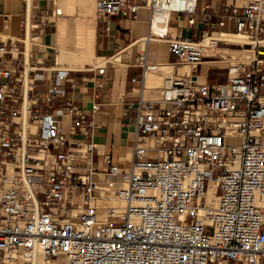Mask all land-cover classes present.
Listing matches in <instances>:
<instances>
[{
    "label": "built area",
    "instance_id": "2783aa9c",
    "mask_svg": "<svg viewBox=\"0 0 264 264\" xmlns=\"http://www.w3.org/2000/svg\"><path fill=\"white\" fill-rule=\"evenodd\" d=\"M141 7L150 10L151 29L167 13L154 34L175 61L141 54V74L132 77L139 95L128 103L135 114L127 168L111 152L96 166L92 140L70 141L64 122L70 131L91 124L56 83L34 91L39 68L30 53L60 10H37L33 21L24 18L21 36L0 41V264H264V0L224 3L234 32L248 38L231 44L249 58L228 63L215 83L199 81L194 67L210 56L203 40L224 19L212 22L202 7L201 35L167 37L171 17L194 22L197 0H95L107 22L134 19ZM168 64L172 72H164ZM186 65L190 71H181ZM149 70L165 79L150 88L153 97L144 95ZM54 71L56 78L69 72ZM104 85L101 78L97 87ZM211 182L217 201L206 204Z\"/></svg>",
    "mask_w": 264,
    "mask_h": 264
},
{
    "label": "crops",
    "instance_id": "0c3cea01",
    "mask_svg": "<svg viewBox=\"0 0 264 264\" xmlns=\"http://www.w3.org/2000/svg\"><path fill=\"white\" fill-rule=\"evenodd\" d=\"M247 1L197 0L194 22L189 23L187 15L171 17L167 37L190 36L192 32L201 35L207 29L200 20L202 7L211 14L212 22H217L220 17L224 19V25L212 29L214 32L237 34L228 12L223 11V5L235 3L241 6ZM39 9L47 12L58 9L60 12L51 16V23L43 28L40 43L30 53V61L39 68L33 73L35 93L42 95L49 84L56 83L65 95L88 113L91 124V131L87 130L88 124L83 130L70 131L67 122H64L63 127L70 141L92 140L97 146L94 156L96 166L102 165L104 152H111L114 160L127 168L131 158L135 114L128 103L136 101L139 95L140 83L132 81V77L138 78L141 74V54H145L148 62L175 61L167 41L152 33L150 10L141 7L134 19L116 15L109 17L107 22L96 16L95 0H0V41L21 36L24 18L33 21ZM247 40L246 36L243 41L219 42L214 50L226 57L196 65L194 72L198 80L207 83L225 80L226 76L224 79L216 76V70H226L228 64L225 61L236 59L234 53L242 49L226 46L225 51L220 52L219 45ZM226 52L233 54L228 57ZM98 66H105L104 74H98ZM55 68L68 69L67 77L56 78ZM101 78H104L105 85L100 89L97 82ZM152 87L157 86L146 88ZM144 95L153 97L156 92L152 90L147 95L145 91ZM96 180L106 194L102 174H97ZM110 203H113L112 199ZM100 204L106 205L101 200Z\"/></svg>",
    "mask_w": 264,
    "mask_h": 264
},
{
    "label": "bare ground",
    "instance_id": "6f19581e",
    "mask_svg": "<svg viewBox=\"0 0 264 264\" xmlns=\"http://www.w3.org/2000/svg\"><path fill=\"white\" fill-rule=\"evenodd\" d=\"M165 14H161L159 16L156 17V22L153 25V33H159L160 31H162L163 27H166L165 24ZM170 16V14L168 15ZM230 40H235V41H243L246 40V35L244 34H227L224 32H213L212 34H208L205 36L203 43L206 46L207 49V53L208 55L212 56V55H216L218 54V52H216L214 50V48L216 46H218L219 42L222 41H230ZM212 47V50L209 48ZM220 58H208L206 59L204 62L206 61H210V60H215V59H224L226 56L223 53H219ZM237 61L239 60H247L246 59H236ZM191 66H183L180 68L181 71H190ZM164 72H172L174 69V65L173 64H168L166 65V67L164 68ZM165 82L164 76L160 75L158 73H156L154 70H149L146 74V87H151V86H160ZM205 196H206V204H215L217 201V194L215 193V183L211 182L209 185L208 190L205 192ZM110 199L113 200L112 205L117 206L118 208H123L124 203L120 200H118L116 197H110ZM100 217L104 216V211L102 210L100 212ZM40 258V257H39Z\"/></svg>",
    "mask_w": 264,
    "mask_h": 264
},
{
    "label": "rangeland",
    "instance_id": "374dc122",
    "mask_svg": "<svg viewBox=\"0 0 264 264\" xmlns=\"http://www.w3.org/2000/svg\"><path fill=\"white\" fill-rule=\"evenodd\" d=\"M226 46H229V47H231V48L241 49L239 46H237V45H233V44H229V45H226V44H220V45H219V51H220V52L225 51L224 48H225ZM210 49L212 50V47L209 48V50H210ZM226 53H227V56H228V57H229V56H232L231 54H233V53H231V52H226ZM234 56L236 57V59H237V58L239 59V57L245 58V57L247 56V60H248V58H249V52H248V51H245V50L238 51V52H235V53H234ZM208 58H220V55H219V53H218V54H216V55L206 56V59H208ZM206 59H205V60H206ZM236 59H233L232 61H231V60H226V61H225V64L237 62ZM216 76L220 77L221 79H224V77L226 76V70H225V68L217 69V70H216ZM152 90H154V91L156 92L155 89H146V94L149 95L150 93H152ZM131 133L133 134V129H132ZM130 150H131V148H130ZM95 164L97 165V162H96Z\"/></svg>",
    "mask_w": 264,
    "mask_h": 264
}]
</instances>
